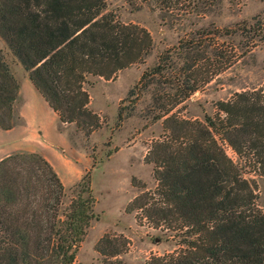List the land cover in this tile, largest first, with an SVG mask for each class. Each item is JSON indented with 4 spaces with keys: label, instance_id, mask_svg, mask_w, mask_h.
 Listing matches in <instances>:
<instances>
[{
    "label": "trees",
    "instance_id": "obj_1",
    "mask_svg": "<svg viewBox=\"0 0 264 264\" xmlns=\"http://www.w3.org/2000/svg\"><path fill=\"white\" fill-rule=\"evenodd\" d=\"M155 1L179 17L206 14L221 2ZM236 32L201 28L194 38L162 52L141 76L145 88L159 87L153 98L163 134L145 155L157 184L136 195L126 211L136 212L140 225L171 232L179 246L152 254L145 264H264V210L258 193V179L264 178V83L218 101L215 113L204 119L174 111L239 58L234 49L227 56L213 38ZM0 37L59 120L75 123L87 136L103 125L90 107L89 78L112 79L144 62L154 46L147 28L107 11V0H0ZM209 47L212 57L206 54ZM19 93L0 48L4 130L21 117ZM119 120H124L122 109ZM96 203L91 170L67 187L39 152L16 151L1 158L0 264H75L97 218ZM129 245L123 234L107 232L95 250L103 264H126L121 256Z\"/></svg>",
    "mask_w": 264,
    "mask_h": 264
},
{
    "label": "rangeland",
    "instance_id": "obj_2",
    "mask_svg": "<svg viewBox=\"0 0 264 264\" xmlns=\"http://www.w3.org/2000/svg\"><path fill=\"white\" fill-rule=\"evenodd\" d=\"M107 11L115 12L126 23L147 28L154 46L144 62L120 70L112 79L89 78L85 87L91 95L90 107L100 114L103 125L88 136L75 123H62L52 109H46L47 103L28 72L0 37V48L20 85L16 108L21 116L12 132L0 135V158L16 151L51 156L67 187L91 170L97 218L88 229L75 264H103L95 244L107 232L129 239V250L121 256L126 264H145L152 254L162 255L179 246L171 232L140 225L136 212L126 211L136 195L144 189H154L157 184L154 166L145 162V155L151 143L163 134L162 120L155 119L159 109L153 98L159 87L151 84L145 88L139 84L141 76L157 63L162 52L177 47L180 40L194 38L197 30L206 27L223 32L237 30L213 38L222 44L221 50L227 56L233 55L234 49L239 58L174 111L185 118L204 119L206 114L215 113L218 101L262 85L264 0H221L206 14L183 18L161 9L155 0H107ZM206 54L213 56L212 47ZM120 109L124 114L122 121ZM228 152L233 155L231 149ZM258 193L264 210V178L258 179Z\"/></svg>",
    "mask_w": 264,
    "mask_h": 264
},
{
    "label": "crops",
    "instance_id": "obj_3",
    "mask_svg": "<svg viewBox=\"0 0 264 264\" xmlns=\"http://www.w3.org/2000/svg\"><path fill=\"white\" fill-rule=\"evenodd\" d=\"M47 103V102H46ZM45 105V107H46V109H52L50 106H49V104L47 103V104H44ZM48 105V106H47ZM17 125V124H16ZM16 125L12 128V129H10V130H4V129H2V128H0V135L1 134H4V133H10V132H12L13 130H14V128L16 127ZM50 156V155H49ZM3 158V157H2ZM1 159V158H0ZM52 164H53V166L55 167V169L56 170H58L57 169V166H56V164H55V160H54V158L53 157H48L47 158ZM62 180H63V182L65 183V181H64V177H62Z\"/></svg>",
    "mask_w": 264,
    "mask_h": 264
}]
</instances>
